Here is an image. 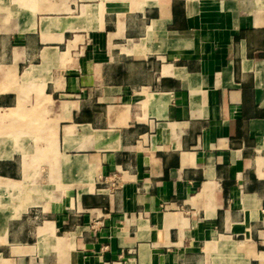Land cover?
Here are the masks:
<instances>
[{"label": "crops", "instance_id": "1", "mask_svg": "<svg viewBox=\"0 0 264 264\" xmlns=\"http://www.w3.org/2000/svg\"><path fill=\"white\" fill-rule=\"evenodd\" d=\"M0 264H264V0H0Z\"/></svg>", "mask_w": 264, "mask_h": 264}]
</instances>
